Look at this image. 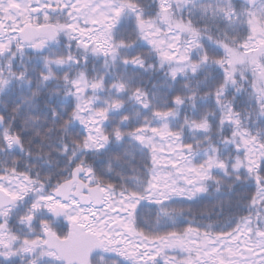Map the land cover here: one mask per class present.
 Here are the masks:
<instances>
[{"label": "snow or ice", "instance_id": "snow-or-ice-1", "mask_svg": "<svg viewBox=\"0 0 264 264\" xmlns=\"http://www.w3.org/2000/svg\"><path fill=\"white\" fill-rule=\"evenodd\" d=\"M0 264H264V0H0Z\"/></svg>", "mask_w": 264, "mask_h": 264}, {"label": "trees", "instance_id": "trees-1", "mask_svg": "<svg viewBox=\"0 0 264 264\" xmlns=\"http://www.w3.org/2000/svg\"><path fill=\"white\" fill-rule=\"evenodd\" d=\"M211 205L208 204V202H204L203 205H198V206H194V212H199V211H202L206 208H209L210 209Z\"/></svg>", "mask_w": 264, "mask_h": 264}]
</instances>
